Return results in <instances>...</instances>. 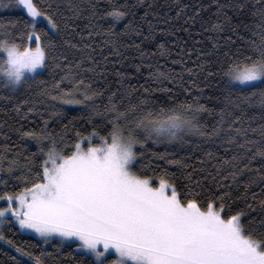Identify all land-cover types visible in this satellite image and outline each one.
<instances>
[{"label":"snow or ice","instance_id":"6c2138e0","mask_svg":"<svg viewBox=\"0 0 264 264\" xmlns=\"http://www.w3.org/2000/svg\"><path fill=\"white\" fill-rule=\"evenodd\" d=\"M216 3L212 30H224L221 14L231 20L225 9L250 7L259 17V31L253 32L259 40L248 39L224 59L184 67L194 87L200 85L191 77L201 73L217 84L220 106L211 108L199 95L191 101L144 95L139 91L143 85L129 83V74L119 69L118 87L113 89L104 73L110 71L109 63L121 60L109 57L126 59L121 48L133 45L122 37L143 35L132 20L117 31L116 23L129 15L126 9L113 6L101 12L99 0L0 3L30 18L0 24V89L7 92H0V100H15L12 110L22 119L38 113L43 120L38 129H15L20 140L35 142L36 151L10 155L7 144L0 150V201L6 205L0 207V241L19 254L4 253L15 264H71L64 256H72L76 264H264V0L251 5L242 0ZM203 7L194 8V13ZM181 12L183 8L177 17ZM109 17L111 24L101 23ZM134 47L139 72L152 54L139 44ZM159 47L161 56L168 54L163 44ZM69 50L78 58L70 59ZM49 67L62 73L58 79L53 74L50 82L41 79ZM147 67L154 82L184 86L183 76ZM34 85L44 86L33 91ZM150 91L143 87L144 93ZM49 99L82 106L91 128L81 130L72 120L58 125L59 130L51 126L49 120H62L64 110L48 104ZM204 113L214 114L215 120L202 119ZM0 135L10 139L7 133ZM159 145L163 151L155 149ZM20 146L27 149L26 144ZM155 161L176 170L153 167ZM235 199H244L251 211L228 210ZM17 224L18 231L34 233L53 251L41 248L36 253L23 246L28 241L7 237L2 226Z\"/></svg>","mask_w":264,"mask_h":264},{"label":"trees","instance_id":"16d2710c","mask_svg":"<svg viewBox=\"0 0 264 264\" xmlns=\"http://www.w3.org/2000/svg\"><path fill=\"white\" fill-rule=\"evenodd\" d=\"M221 3L226 2V0H220ZM231 4L237 3V0H227ZM246 5H251L255 0H242ZM39 3L43 4L44 0H39ZM101 5L100 11H106L111 7H119L122 10H127L129 15L124 19L116 23L117 31H122L125 24L129 20H132L139 30L143 33L141 36L128 35L122 37L123 42L133 47L128 49L121 48L122 52H126V59L121 57L110 56L109 61L112 60H121V63L115 65L109 63L108 68L109 72L104 73L109 82L111 83L113 89L118 87L115 81L118 77L115 75V69L126 72L129 75L126 77L129 83L133 85H143V87L150 88L149 93L143 92V87L139 88L140 93L144 95H151L153 98H159L161 100L167 99L169 96H175L177 100L191 101L195 96H200V102L207 104L211 107H219L220 101L215 97L218 94V87L215 81L204 80V73H201L199 77L192 76V80L200 85V88H196L193 84L189 83V74L184 72L183 69L185 66L194 67L196 64L201 63L204 60L215 61L216 59H224L225 53L228 51H235L240 45H247L248 39L259 40V36L253 35V32H258L259 29L256 28V23L259 21V17L253 15L250 7H245L244 9H237L235 7L227 8L225 11L228 16L231 17V20H225L223 14L219 16V20L223 22L224 30L223 31H214L211 29V25L217 22L216 0H99ZM201 5L204 7L198 14L194 13V8H198ZM186 6V7H185ZM183 8V12L177 17V13L180 12ZM17 10V8H15ZM10 12L0 14V24L7 25L9 21H14L17 17L21 19H29L23 12ZM194 16V21L189 19V17ZM112 19L106 18L101 21V23L111 24ZM152 31L149 32L150 24ZM45 23V22H44ZM78 23H86V21H78ZM43 26V24L38 23V27ZM17 28L22 27V25H16ZM145 36H148V39H145ZM240 36L245 37L246 39L241 40ZM231 37V40L229 39ZM98 42L102 37H94ZM135 44H139L145 51L151 53L145 61L143 67L140 68L137 72L134 64L140 63L138 58V53ZM163 44L164 49L168 50L167 55H160V52L163 51L159 46ZM34 46V45H33ZM95 46V45H94ZM187 50H192L191 55H186ZM211 53V55L201 56L200 53ZM107 53V48H105V54ZM69 58L72 59L74 56L78 58V54L75 53V50H69ZM134 57H137L134 59ZM99 59V57H98ZM183 61V63H174V61ZM67 63V62H65ZM148 64H152L153 69L156 67L161 68L164 71L172 72L175 76H183V87L180 84H174L169 81H164L163 84L156 83L148 75L149 69ZM207 67L211 68L212 64H208ZM53 74L56 78H59V75L62 74L59 69H53L49 67L46 70L41 79L46 81H51ZM85 76H92L97 83L103 84V80L99 77L93 76L92 73H85ZM219 77H216L218 80ZM44 85H34L33 91L36 87H43ZM95 86V85H94ZM191 88L192 91L188 92L186 89ZM157 89H172L171 92L157 90ZM202 89V92H201ZM0 92L7 94L6 90L0 89ZM27 95V93H25ZM25 96H18L17 99H24ZM16 101H3L0 100V108H4L5 111H0V123L6 122L4 127H0V132L7 133L10 139L5 140L2 135H0V150L2 146L7 144L11 147L10 155L15 154L17 151L27 152V151H36V145L34 141L31 140H20V133L15 131L17 128L23 126L24 130L29 128H39L43 124L38 113H31L27 118L22 119L15 111L12 110V104ZM173 101H169L172 103ZM48 104H56L64 110V117L61 120L60 117H53L49 120L51 126L57 127L61 123H67L69 120H72L73 124L81 130L90 129L91 125L87 123L86 120V111L80 105H63L59 101L48 100ZM40 108L46 107V105H39ZM258 111V109H257ZM44 117L47 118L49 113L44 112ZM73 117H76L73 120ZM84 117V118H81ZM202 119L207 121H214L215 115L204 113L202 114ZM257 122H259V117H257ZM71 126V125H70ZM27 145V149L21 147L20 145ZM156 150L163 151L164 146H154ZM156 164H160L169 168L170 172L175 171V166L165 165L164 161H155L153 167ZM179 177V174H177ZM12 183H18L13 181ZM177 183H182L181 179H177ZM205 184H211L210 181H205ZM8 190H12L11 185ZM214 190H221L215 189ZM4 191L3 186L0 185V192ZM199 191V190H198ZM206 193H201L204 195ZM248 202L251 203V197H248ZM229 204L231 208L228 210L235 211L240 209H245L246 211H251L246 208V203L244 199H235L230 200ZM252 215H256L255 212H251ZM3 231L5 235L17 243H22L23 241H28V244L23 246L29 250L39 253L41 248L46 249L49 252L53 251L51 245H44L40 240L22 234L18 231V228L14 225H4ZM55 242H53L54 244ZM64 252H69L71 250L64 249ZM4 253H10L12 256H19L15 252V249L7 245L5 242L0 241V262L2 264H15V262L9 258V256L4 255ZM25 259H27L25 257ZM64 260L71 261V264H76V259L72 256H64ZM83 259V257H80Z\"/></svg>","mask_w":264,"mask_h":264},{"label":"rangeland","instance_id":"374dc122","mask_svg":"<svg viewBox=\"0 0 264 264\" xmlns=\"http://www.w3.org/2000/svg\"><path fill=\"white\" fill-rule=\"evenodd\" d=\"M0 3H2V4H4V5H7V4H9V0H0ZM9 10H11V12H18V11H20L19 8H17V10H15L14 7H3V6H0V14L8 13V12H10ZM24 14L27 16L26 13H24ZM28 18H29V17H28ZM29 19H30V18H29ZM41 19H42V18H41ZM45 23H46V21H45ZM2 206H6L4 201H0V207H2ZM15 226L19 229V225H18V224L15 225ZM21 233H22V232H21ZM22 234L27 235V236H32V237H34V238L40 240L39 237H37L34 233H22ZM40 241H41V240H40ZM41 242H42V241H41ZM53 242H55V241H53ZM53 242H52V243H53ZM46 246H47V245H46Z\"/></svg>","mask_w":264,"mask_h":264}]
</instances>
